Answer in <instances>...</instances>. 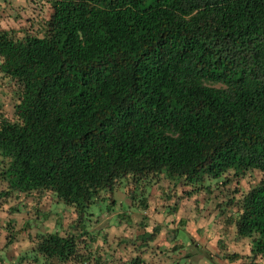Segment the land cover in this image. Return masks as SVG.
I'll use <instances>...</instances> for the list:
<instances>
[{"label":"trees","instance_id":"obj_1","mask_svg":"<svg viewBox=\"0 0 264 264\" xmlns=\"http://www.w3.org/2000/svg\"><path fill=\"white\" fill-rule=\"evenodd\" d=\"M35 2L37 32L0 26V217L9 208L32 229L55 214L46 197L74 218L56 213L14 255L8 235L0 264H153L159 228L144 217L131 243L88 218L99 223L94 202L113 211L122 184L148 209L160 179L217 221L222 262L264 264V0Z\"/></svg>","mask_w":264,"mask_h":264},{"label":"rangeland","instance_id":"obj_2","mask_svg":"<svg viewBox=\"0 0 264 264\" xmlns=\"http://www.w3.org/2000/svg\"><path fill=\"white\" fill-rule=\"evenodd\" d=\"M35 1L36 0H14L12 3H17L14 11H10L9 7L2 3L4 7L0 9V26L12 28L14 30L37 32L40 28L42 18L47 17V10L42 5H38ZM257 178L258 177H256V179ZM253 181V177L249 175L245 176L240 180V188L246 190ZM185 190L186 188L181 184L174 185V181L160 179L156 184L147 187L146 191L143 193V197L148 201V209L139 210L134 207V202L130 199V197L133 196V186L130 184H122L119 188H115L113 193L112 198L117 204L113 211L107 212V214H99V212L105 209L106 201L94 202L93 205H91L89 213L93 214V211H95V214H98L95 216L101 217L97 224L93 223L95 219L90 222L91 218H88V223H90L88 227L93 226L90 230L94 233L97 229H102L103 232L107 233L111 238L115 235L126 236L129 238L127 242L131 243L135 242L133 240H135L136 235L140 232L138 226L141 222H144L142 220L144 217L145 222L141 225L148 232H151L154 227L159 228V233L155 236L154 240V245L157 246L156 251L160 254L158 257L159 259L154 261L156 264L157 262L159 264H175L177 261H179V264H227L220 260L215 240H213L212 237L209 239L208 236L203 235L204 231L207 229L208 231L218 230V226L215 225L217 221L215 224L212 222L208 223L206 215H204V213L198 214L192 201L183 200L180 202L178 197L184 195ZM138 198L140 197H136V199ZM39 204L46 210L50 208L52 212L55 211V214L48 217L43 216L39 220H36L31 225L32 229L26 226L21 229L22 223L17 221L16 215L8 213L9 208L5 207V213H1L0 246H2V243L6 242L5 239L10 234L16 239L9 247L10 249L8 248L7 250L9 255L18 253L20 249H30L32 241L34 242L35 240L36 233L51 231V225L54 222V215H56V213L61 216L65 215V217L62 218V222L64 223L74 218V215L68 214L65 211L67 209L66 206L55 203L51 206V201L46 197L41 198ZM143 204L144 203L140 204L142 208H144ZM172 208H174L175 212L172 211ZM123 213L131 214L133 228L117 225V218ZM180 220H184L182 222L185 227L187 226L189 231L200 230V233L196 234L193 246H189L186 249L183 247V249L181 248L182 250L179 249V251L174 252L172 250L173 246H178L180 243L178 239L175 244L172 241L169 242L167 236H172L174 232H178L180 229L185 230V228H182L181 223H179ZM168 253H170V255H168ZM185 254L189 255L187 258L188 260H181ZM172 255L173 257H170ZM174 259L175 261L173 263L172 260Z\"/></svg>","mask_w":264,"mask_h":264},{"label":"crops","instance_id":"obj_3","mask_svg":"<svg viewBox=\"0 0 264 264\" xmlns=\"http://www.w3.org/2000/svg\"><path fill=\"white\" fill-rule=\"evenodd\" d=\"M182 221H184V220H182ZM182 228H185V230H183V229H180V230H178V232H174L173 233V235L175 236V239H173L172 240V242H174V244L176 243V241H177V239H178V242L180 243V245H182V246H180V245H178V246H175V247H178V250L180 249V250H182L183 249V247H184V249H186L187 247H189V246H193V242H194V240H195V237H196V234L197 233H200V230H195V231H189V229L187 228V226L185 227V225L184 226H182ZM185 231V232H184ZM199 231V232H198ZM217 231L218 230H210V231H208V229L206 230V231H204V233H203V235L204 236H208L209 237V239L212 237V239L213 240H215V241H217V239H218V237H217ZM187 233H189V234H187ZM201 233H202V231H201ZM187 234V235H186ZM192 240V241H191ZM197 245V244H196ZM182 248V249H181ZM197 248V247H196ZM160 251V250H159ZM168 255H170V253H168ZM184 256H188L189 257V255L188 254H185ZM170 257H173V255L172 256H170ZM181 260H182V258H181ZM188 260V259H187ZM173 261V263H174V261H175V259L174 260H172ZM153 264H156V262H154L153 261ZM157 264H159L158 262H157ZM175 264H179V261H177Z\"/></svg>","mask_w":264,"mask_h":264}]
</instances>
